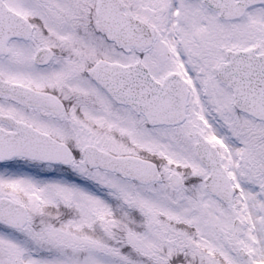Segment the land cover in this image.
<instances>
[{"label": "snow or ice", "instance_id": "1", "mask_svg": "<svg viewBox=\"0 0 264 264\" xmlns=\"http://www.w3.org/2000/svg\"><path fill=\"white\" fill-rule=\"evenodd\" d=\"M0 264H264V0H0Z\"/></svg>", "mask_w": 264, "mask_h": 264}]
</instances>
